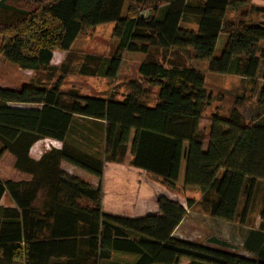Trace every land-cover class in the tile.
Wrapping results in <instances>:
<instances>
[{
  "label": "trees",
  "instance_id": "16d2710c",
  "mask_svg": "<svg viewBox=\"0 0 264 264\" xmlns=\"http://www.w3.org/2000/svg\"><path fill=\"white\" fill-rule=\"evenodd\" d=\"M0 15V56L22 70L51 67L55 51H68L86 28L115 22L114 54L101 66L87 57L81 73L115 79L124 52L149 55L151 49L176 52L205 62L214 74L232 73L257 90L254 114L244 122L237 106L225 116L207 110L212 96L204 73L184 63L147 59L139 79L122 99L80 97L72 90L14 86L0 77V161L9 156L19 179L0 177V200L8 192L14 207L0 208V264H101L114 253L136 257L128 264H264V239L254 258L173 237L196 203L186 206L157 197L158 212L126 218L102 211L105 163L123 161L159 177L169 186L199 190V205L213 218L245 224L258 193L259 226L264 234V23L228 20L229 9L247 0H172L158 17L148 0H28ZM237 7V8H238ZM254 7V11H261ZM197 15L198 30L179 27L183 15ZM226 38L219 57V35ZM96 64L89 68V61ZM258 78L259 82L256 81ZM157 88L156 102L147 95ZM75 118L103 126L101 158L65 143ZM43 139L62 142L39 158L32 146ZM68 163L97 178L92 186L65 172Z\"/></svg>",
  "mask_w": 264,
  "mask_h": 264
},
{
  "label": "rangeland",
  "instance_id": "374dc122",
  "mask_svg": "<svg viewBox=\"0 0 264 264\" xmlns=\"http://www.w3.org/2000/svg\"><path fill=\"white\" fill-rule=\"evenodd\" d=\"M172 0H148L146 7L158 6V17L165 13L168 3ZM28 0H0V15L3 10L12 11L13 8L23 6L31 8ZM200 4L198 0H192L191 4ZM238 7V6H237ZM236 9H229L226 18L237 20L245 18L250 23H264V10L254 11V7L264 9V0H247L245 4ZM199 17L193 14L183 15L179 27L184 30L196 32L198 30ZM115 22H108L84 29L76 38L68 51H55L51 61V67L38 72L22 70L3 60L0 56V77L5 83L14 86H40L51 89L59 82V92L64 96L74 90L80 97L122 99L128 92V83L139 79L138 67L147 59H154L168 65L171 61L184 63L201 70L205 75V88L212 96L211 106L207 110L208 120L214 113L225 116L234 107L236 100L243 97L237 106L243 115L244 122L254 114L256 108L257 90L254 84L245 78L236 76L231 72L225 75L214 74L208 71L207 63L187 61L185 56L176 52L151 49L149 55L124 52L122 63L115 79L106 78L103 69L97 70L96 75L81 73L87 57L100 58L101 66L114 54L117 41L113 37ZM225 34L219 35L218 43L214 50V57H219L225 42ZM92 68L96 62L88 61ZM264 72V62H260L258 75ZM259 82L258 78L256 79ZM157 88H151L147 95L149 104L156 102ZM65 143L87 152L92 156L101 158L103 145V126L98 122L83 118H75ZM62 142L43 139L36 142L30 151L32 158H39L44 152L52 148H60ZM128 151L120 163H105L102 177V211L115 216L126 218H140L158 212L157 197L164 196L186 206L191 199L196 204L187 209V213L180 225L173 233V237L191 243L204 245L217 250L235 253L236 255L254 258L256 248L264 234L258 229L260 196L258 193L252 210L245 224L239 221L228 222L211 217L200 205V192L196 188L179 185L169 186L159 177L130 165L132 157ZM61 168L92 186H97L99 180L82 170L65 162ZM0 177L7 179H19L21 175L13 172L12 159L5 156L0 161ZM15 204L6 192L0 200V208L14 207ZM116 252L108 261L101 264H126L132 260V256ZM182 260L180 264H186Z\"/></svg>",
  "mask_w": 264,
  "mask_h": 264
},
{
  "label": "crops",
  "instance_id": "0c3cea01",
  "mask_svg": "<svg viewBox=\"0 0 264 264\" xmlns=\"http://www.w3.org/2000/svg\"><path fill=\"white\" fill-rule=\"evenodd\" d=\"M179 225H180V224H179ZM262 239H264V236H262ZM259 247H260V242H259V244H258V246H257V248H256V253H257ZM209 248H210V247H209ZM126 256H128V255H126ZM129 256H132V255H129ZM131 258H132V260L129 261V262H127L126 264H128V263H133V262L135 261V259H136V257H134V256H132Z\"/></svg>",
  "mask_w": 264,
  "mask_h": 264
}]
</instances>
